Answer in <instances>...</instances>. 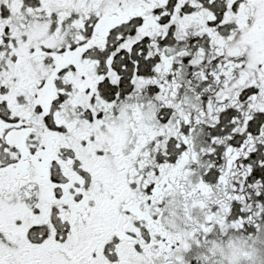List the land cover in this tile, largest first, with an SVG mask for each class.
<instances>
[{
    "label": "snow or ice",
    "instance_id": "6c2138e0",
    "mask_svg": "<svg viewBox=\"0 0 264 264\" xmlns=\"http://www.w3.org/2000/svg\"><path fill=\"white\" fill-rule=\"evenodd\" d=\"M0 264H264V0H0Z\"/></svg>",
    "mask_w": 264,
    "mask_h": 264
}]
</instances>
